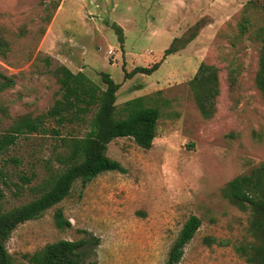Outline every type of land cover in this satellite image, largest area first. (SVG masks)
I'll list each match as a JSON object with an SVG mask.
<instances>
[{"label": "rangeland", "instance_id": "obj_1", "mask_svg": "<svg viewBox=\"0 0 264 264\" xmlns=\"http://www.w3.org/2000/svg\"><path fill=\"white\" fill-rule=\"evenodd\" d=\"M249 1L0 0V36L10 44L0 55V72L16 82L0 92L6 108L0 134L23 115L46 113L60 98L55 71L61 65L103 89L101 72L110 73L119 84L118 117L138 97L160 110L151 148L131 137L114 139L107 154L123 171L103 172L86 186L75 182L69 196L11 233L6 246L15 264H30L25 254L61 239H87V263L163 264L192 215L202 225L179 264H254L247 256L262 241L251 233L252 211L223 194L230 180L264 164V96L256 86L264 0H254V10ZM244 16L251 20L246 33L240 30ZM201 20L198 35L163 59L172 40ZM113 23L123 28V45ZM159 61L150 75L126 76ZM202 63L219 74L211 118L202 114L190 85ZM87 129L48 120L45 132L21 135L0 154V211L39 197L51 175L64 169L60 158L69 148L63 138ZM59 209L70 227H57Z\"/></svg>", "mask_w": 264, "mask_h": 264}, {"label": "trees", "instance_id": "obj_2", "mask_svg": "<svg viewBox=\"0 0 264 264\" xmlns=\"http://www.w3.org/2000/svg\"><path fill=\"white\" fill-rule=\"evenodd\" d=\"M247 7L254 10L257 5L254 0H250ZM250 24V18L244 16L240 22L241 32L246 33ZM204 26L205 23L201 20L184 35L175 37L165 49L163 59L186 47ZM112 27L123 45V28L117 23H113ZM259 38L262 45L256 86L264 96V26L260 27ZM9 50V42L0 36V55L6 56ZM161 64L162 61L151 66H136L126 72V76L138 73L150 75ZM55 73L60 84V98L55 100L46 113L37 116L23 115L15 120L7 132L1 133L0 154L14 145L21 135L45 132L48 120H54L59 126L85 124L88 129L82 136L63 138L64 144L69 148L68 154L60 158L64 169L51 175L45 191L39 197L11 210L0 211V264H15L6 246L11 233L20 224L40 217L69 196L75 182L81 181L86 186L103 172L124 170L119 161L107 154L108 146L114 139L131 137L139 146L149 149L157 135L160 110L156 106L145 105L143 97L129 100L124 107L125 116L118 117L116 100L119 84L110 73L101 72L105 89L82 71L75 73L61 65ZM218 75L215 65L202 63L190 81L196 101L206 118L213 117L216 112L215 99L220 94ZM15 83L13 76L0 72V92L13 87ZM0 111L6 113V108L1 103ZM53 131L59 133V129L54 128ZM223 194L236 206L250 208L252 211L251 233L262 243L252 245V252L248 254L247 260L254 264H264V164L230 180L223 188ZM4 196L5 192L0 184V201ZM55 222L59 228L72 225L60 209L55 213ZM201 225L202 219L196 215L186 220L163 264L180 263L186 245L194 238ZM88 243L87 239H61L47 244L33 254H25L24 257L30 264H96L85 261L83 249Z\"/></svg>", "mask_w": 264, "mask_h": 264}]
</instances>
